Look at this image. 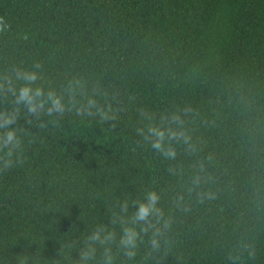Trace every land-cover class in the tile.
<instances>
[{
  "label": "trees",
  "instance_id": "trees-1",
  "mask_svg": "<svg viewBox=\"0 0 264 264\" xmlns=\"http://www.w3.org/2000/svg\"><path fill=\"white\" fill-rule=\"evenodd\" d=\"M0 17V83L18 90L16 70H35L32 87L66 105L16 113L22 152L0 162V264H81L100 228L115 239L93 244L88 264L106 248L113 264H264V0H0ZM89 98L108 120L78 114ZM13 104L0 88V112ZM173 114L195 150L172 141L167 159L144 136L176 128L162 119ZM150 191L171 226L154 251V230L136 224L129 260L119 240Z\"/></svg>",
  "mask_w": 264,
  "mask_h": 264
},
{
  "label": "clouds",
  "instance_id": "clouds-1",
  "mask_svg": "<svg viewBox=\"0 0 264 264\" xmlns=\"http://www.w3.org/2000/svg\"><path fill=\"white\" fill-rule=\"evenodd\" d=\"M9 27L10 25L5 19L0 17V32L6 31ZM26 38L25 36V39ZM39 67V64L35 65V68ZM15 79L25 82L18 90L11 76L4 77V82L0 83V88L10 93L14 101L11 110L0 112V152L3 153V155L0 156V162H2L3 169L11 168L14 164V160L12 159L13 156L17 151L22 152L23 137L19 135L17 128L12 127L18 120V115H16V113L21 111V105L26 106V115H35L37 118H39L42 113L52 116L53 114L63 115L66 111L63 96L58 95L54 90H49L45 93L42 87H32V85L40 79V75L37 71L16 70ZM78 83L79 82H77V84ZM69 88L72 89L73 85L70 84ZM93 108L96 109V113L99 114L102 119L108 120L110 118L108 112L97 105L95 98H89L87 106H82L77 111L78 114L92 115L93 112L91 110ZM162 119H170V123L177 125V127H162L155 124L149 125L147 128V135H145L144 138L150 140L153 149L162 153L167 159H175L177 155L176 149L171 143L172 141L183 142L189 146L190 151L195 150L194 146L191 144L190 134L182 126L183 119L179 114H173L170 118L165 117ZM28 122L31 123L30 120ZM40 126L45 127L46 125L41 124ZM140 131L141 134L144 133L143 129ZM212 198H214V194H212ZM203 199L204 196L201 194V202H203ZM159 200V193L155 191L146 193V198L139 202V206L132 216V225H127L123 228L119 246L123 249V254L129 260L135 258L137 253V242L140 238V231L135 227L136 224L143 222L144 226L141 230L145 234H147L150 229L154 230L151 236V247L154 251L158 250L160 247L159 237L170 228L171 219L165 218L163 210L158 207ZM182 200L183 196H180L178 203ZM127 207L125 203V211ZM88 239L89 245L80 254L81 264H88V261L95 256L96 249L92 246L93 244L97 242L101 245L109 244L115 239V234L114 232L100 228ZM113 259L114 257L111 254V249L106 248L104 253V264H113Z\"/></svg>",
  "mask_w": 264,
  "mask_h": 264
}]
</instances>
